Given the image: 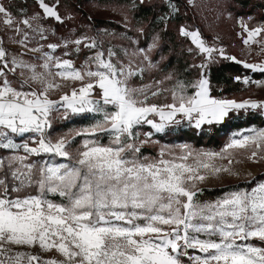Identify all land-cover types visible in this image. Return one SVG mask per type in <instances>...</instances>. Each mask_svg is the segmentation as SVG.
<instances>
[{
	"label": "snow or ice",
	"instance_id": "snow-or-ice-1",
	"mask_svg": "<svg viewBox=\"0 0 264 264\" xmlns=\"http://www.w3.org/2000/svg\"><path fill=\"white\" fill-rule=\"evenodd\" d=\"M164 2L173 13L178 11L171 0ZM36 3L40 11L29 16L24 9L13 14L0 0V30L11 31L9 41L20 49L10 53L0 38V264H264V180L252 177L251 187L235 188L214 201L198 199L203 192L198 184L209 176H239L230 167L217 166V157L230 165V150L251 149L247 159L264 161V128L237 133L221 153L180 145L179 153L162 149L157 157L142 153L153 133L140 139L136 131L148 124L161 133L180 123L178 115L194 121L196 128L220 123L239 110L264 116V101L214 97L208 77L218 57L259 73H264V61L228 56L223 48L206 45L198 30L181 26L180 35L204 55L192 65L199 69L197 79L177 81L171 89L133 87L131 81L146 68L134 67L131 57L140 56V63L154 67L150 52L159 47L158 35L147 48L124 49L127 62L96 38L65 39V49L71 45L77 53L81 47L91 52L77 68L71 59L54 55L59 43H41L49 33L43 21L63 24L70 18L60 14L61 0ZM159 19L166 25L169 16ZM238 23L241 34L246 33L243 43H255L264 52V38L257 39L264 25L249 28L242 18ZM137 31L143 34L144 29ZM69 82L79 86L62 91ZM255 83L264 87V81ZM162 91L170 92V103L148 102ZM57 92L58 99L53 98ZM61 112L62 119L96 118L86 128L53 139V116ZM102 135L108 136L107 144ZM76 137L87 138L71 152ZM37 247L60 258L14 250Z\"/></svg>",
	"mask_w": 264,
	"mask_h": 264
},
{
	"label": "trees",
	"instance_id": "trees-1",
	"mask_svg": "<svg viewBox=\"0 0 264 264\" xmlns=\"http://www.w3.org/2000/svg\"><path fill=\"white\" fill-rule=\"evenodd\" d=\"M86 1L88 0H61L60 14L70 18H66L63 24L51 19L43 21L49 29L46 43L56 41L61 45L57 50L62 53L65 51L62 45L64 38L75 39L82 33L88 31L96 33L98 28H108L117 32L124 31L127 33V37L132 36L136 39L139 47L146 48L153 37L158 35L159 47L155 49L154 54L151 56V62L155 65L151 70L154 78L159 79L163 74L169 75L172 79L168 81L173 84H176L177 81L194 82L197 79L199 69L192 67V65L200 64L204 60V55L197 54V50L191 40L181 36L179 29L181 26H185L189 29L198 28L205 36L208 33L204 31L201 19L188 1L171 0V3L175 4L178 9L177 12L173 13L164 0H145L142 5L136 0V7H133V0H92L98 3H116L127 7L131 18L130 25L127 28L117 21L89 17L84 7ZM2 2L13 14H19L21 9H24V13L29 16L40 11L36 0H2ZM226 5L236 15L252 14L260 21H264V0H231ZM164 15L169 16L166 25L159 19ZM139 28L144 29L143 34L137 31ZM189 48H192L193 52L190 53L188 51ZM71 50L72 52L68 55V58L78 62L85 59L87 55V50L84 48L79 53L73 47H71ZM236 76L242 78L250 76L251 79H261L264 77V73L252 72L244 68L242 64L218 57V62L211 64L208 69V77L212 86L211 94L217 98H222L237 93L243 88L244 83L236 81L234 79ZM188 91L191 93L193 89L189 88ZM88 119L89 117L82 115L74 117L71 121L62 120L58 125L53 121L52 129L72 127L73 124L80 126ZM253 124L264 126V117L257 111L246 114L239 113L238 115L227 117L223 123H212L200 129L195 126L179 125L178 127L169 128L163 133H155L153 138L158 139L161 143L166 142L172 145L185 143L197 148L218 149L229 138V133ZM144 129L148 130L149 127ZM80 138L82 137H78V139ZM75 140L72 143L73 146L77 143V139ZM101 142L107 144L108 136L102 135ZM142 153L143 155L155 154V150L150 147H144L142 148ZM255 178V182L264 180V174H259ZM251 186L248 181H240L239 183L228 184L223 187L202 188L203 192L198 194V199L201 202L214 201L230 190Z\"/></svg>",
	"mask_w": 264,
	"mask_h": 264
},
{
	"label": "rangeland",
	"instance_id": "rangeland-1",
	"mask_svg": "<svg viewBox=\"0 0 264 264\" xmlns=\"http://www.w3.org/2000/svg\"><path fill=\"white\" fill-rule=\"evenodd\" d=\"M186 1H188V3H190L194 7V9H195L194 11L197 14V16H199V18L201 19V21L203 23V29H204V31H206L208 33V35L207 36L203 35L202 32L198 28H193V29L190 28L189 29L188 27H185V26L184 27L190 31L198 30L201 34V37L205 40L206 45L212 46L214 48H223L225 53L228 56H234L238 60L246 61L248 63H260V62L264 61V52H261L260 47L257 44L253 43L249 46V45H245L243 43V39L246 38V33L241 34V27L238 23V21L242 18L248 24L249 28H253V27H256L259 25H264V21H260L255 15H252V14H250V15H236V14H234V12H231L229 10V8L226 7L227 6L226 4H228V2L231 0H191V2H189V0H186ZM46 2L52 3L53 0H46ZM173 5L175 6V4H173ZM84 7L87 10L88 16L91 18L108 19V20H112V21H117V22L122 23L124 25L125 17H127L128 25H130V22H131V18L129 15L130 13L128 12V8L124 7L122 5H119L116 3H114V4L113 3H100V2L98 3V2H95L92 0H88L84 3ZM44 26L46 27L45 24H44ZM12 35H13V33L11 31L5 32L4 30H0V38L4 39V45L9 50L10 53L20 50L16 44H13L9 41V37H11ZM80 36H88V37L96 38L97 40H99L103 43V47L105 49H107L108 47L114 48L116 51L121 53V58L125 59V62H127V58H125L123 56V50L124 49H127L128 52L131 53V52H134L137 49L141 48L138 46L136 39L132 36L127 37V33H125L124 31L123 32H121V31L117 32L116 30H112V29H108V28H100V29L98 28L96 33L88 31V32L80 34ZM80 36H78V37H80ZM78 37H76V38H78ZM262 38H264V34H262V36L258 37L257 39H262ZM65 39H68V38H64L62 40V45H63V42ZM151 42H152V40L148 43V45L151 44ZM41 43L47 44V43H57V42L55 41V42H47L46 43L45 41H42ZM147 46H146V48H147ZM71 47L72 46L69 45V47L67 49H64L65 51L62 53L59 52L58 50H56L54 55L59 56L63 59H70V58H68L69 56L68 55L66 56L64 53L68 52L70 55L72 52ZM83 48L84 47H81V49H83ZM84 49L87 50V55H86L85 59L79 60V62H78V61H75L74 59L71 58V60L74 61L75 66L77 68H79L85 62L87 56L91 55V52L89 51V49H87V48H84ZM45 50H48V49H45ZM154 51L155 50L150 52V58L154 54ZM31 55L32 54L29 53L28 57H25V58L27 59ZM131 58L134 61V67L138 65L141 68H146L142 77H136L131 81V84L133 87H141L142 85H152L153 90H155L156 87H159L160 89L163 90V89H171L175 85L172 82L168 81L169 79H167V77H169V75L163 74L161 76V78H159V79L154 78L153 73H151V70L153 69V67L147 68L146 62L143 64L140 63V61L142 60V57L134 56ZM250 71H252V70H250ZM244 77H248L251 79L250 76H244ZM156 81H162L163 83L160 85H156V83H155ZM251 81H253V82L249 83L247 85L244 84L243 88L240 89L239 91H237V93H235L231 96L222 97V98H218V99H232V100H236L238 102L243 101V100H248V99L257 100V101H264V87H259L255 83L256 81H264V77L261 79L252 78ZM78 86H79V82H75V84H72L71 82H69V86L63 88L62 91H70L71 87H78ZM59 95H60L59 92L54 93L53 98L58 99ZM148 102L154 103L157 105H163L166 103H170L171 102L170 92L169 91H162L159 96H154V97L150 96ZM253 111H256V110L234 111V112H230L228 117L238 115L239 113H245L246 114V113L253 112ZM61 115H62V112L61 113H55L53 116V121L56 122L57 125L62 120L71 121L76 116H82V115H71V116H69L68 119H62ZM84 116H86L87 118L89 117V119L84 124H82L80 126L73 124L72 127H67V128H62V127L58 128L57 127L54 130L51 128L50 135L52 136L53 139H56V138L64 135L65 133L74 132L75 130L86 128L89 125H91L94 122V119L96 118L93 116V114H85ZM262 117H264V116H262ZM150 118H152V117H150ZM155 119L157 120V122L159 121L158 117H156ZM176 119L179 120L180 123H173V124L169 125L168 127L165 128V130L163 132H165L169 128L178 127L179 125L194 126V121L192 123H190L186 118L182 117L181 115H178L176 117ZM223 121L220 123H223ZM220 123H218V124H220ZM205 125L208 126L209 124H204L200 128H202ZM145 127L146 128L149 127V129L146 130V129H144ZM254 128L259 129V128H264V126H259L257 124H253L252 126H249V127L239 128L238 130H235V131L229 133V138L218 149H213V148L206 149V148H202V147L197 148L195 146L188 145L185 143H179L177 145L168 144L166 142L161 143L158 141V139L153 138V135L156 132L148 124H144V125L139 126L136 129V131L140 133V139L145 138V136H144L145 133H153V135L151 136L152 142L144 145L142 148H144V147L149 148L150 147V148L155 150V154L149 153V154H144V156L157 157L162 149L171 150L172 152L179 153V146L180 145H188V146H190V148L192 150H194L196 152L204 151V152L221 153L222 150L225 149L226 145L230 142V140L233 137L236 136L237 133L247 134L250 129H254ZM163 132H161V133H163ZM85 138H87V137H82L80 139H78V137H76L77 143H75L74 146L71 144L69 151L75 152V150L78 147H80L81 141ZM17 139L19 142V138H17ZM74 141H76V140H74ZM250 151H251V149H248V150H240V149L230 150L231 159H232V163L230 165H229L227 159H220L219 157H217L214 160V163L217 166L230 167L232 169V172L233 173H239V176L221 172L217 176H209V178L206 179L204 182L198 184V187L201 189L202 188H210V187H223V186L228 185V184L239 183L240 181H249L252 179V177H256L259 174H264V161H262L260 163H253L252 161L247 159V156L250 154ZM36 159H39V158H36ZM57 162H64V161H62L58 158ZM249 174H251V175H249ZM14 250L15 251H30L33 254H39L46 259L54 257V256L57 257L58 259L60 258L57 255V253H55L54 251L44 253V252H41L38 247L37 248H31V249L15 248Z\"/></svg>",
	"mask_w": 264,
	"mask_h": 264
}]
</instances>
